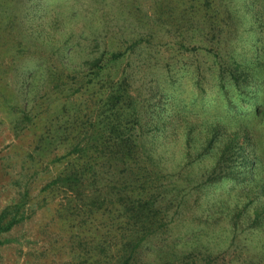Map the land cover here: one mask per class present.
<instances>
[{"label":"rangeland","instance_id":"374dc122","mask_svg":"<svg viewBox=\"0 0 264 264\" xmlns=\"http://www.w3.org/2000/svg\"><path fill=\"white\" fill-rule=\"evenodd\" d=\"M258 183L264 0H0V264H264Z\"/></svg>","mask_w":264,"mask_h":264},{"label":"trees","instance_id":"16d2710c","mask_svg":"<svg viewBox=\"0 0 264 264\" xmlns=\"http://www.w3.org/2000/svg\"><path fill=\"white\" fill-rule=\"evenodd\" d=\"M94 61H95L96 69H100L101 70L102 66H101L100 60H97V58H96ZM233 143H234V141H233ZM233 143H231V144H233ZM233 147H234V145L233 146L231 145V147H228V150L232 151ZM228 153L226 152V154L224 156H226ZM258 166H259V164H257L256 167L258 168ZM248 190H249V194L254 197V201L256 199L257 200L262 199V201H264V183H258L256 185L252 184V187H250V189H248ZM261 213H263L262 209H261ZM3 220H4V217L0 221V246L3 244V241L1 239V232L4 231V230L11 229V227L14 226L13 222H8L6 224H3ZM127 264H129V263H127Z\"/></svg>","mask_w":264,"mask_h":264}]
</instances>
